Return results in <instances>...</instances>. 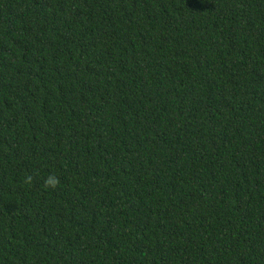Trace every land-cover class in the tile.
Masks as SVG:
<instances>
[{
    "label": "trees",
    "instance_id": "trees-1",
    "mask_svg": "<svg viewBox=\"0 0 264 264\" xmlns=\"http://www.w3.org/2000/svg\"><path fill=\"white\" fill-rule=\"evenodd\" d=\"M0 264H264V0H0Z\"/></svg>",
    "mask_w": 264,
    "mask_h": 264
},
{
    "label": "clouds",
    "instance_id": "clouds-1",
    "mask_svg": "<svg viewBox=\"0 0 264 264\" xmlns=\"http://www.w3.org/2000/svg\"><path fill=\"white\" fill-rule=\"evenodd\" d=\"M23 182L24 184L31 185L33 182L32 175H27ZM59 184H60V180L54 174H49L44 180L45 189H55Z\"/></svg>",
    "mask_w": 264,
    "mask_h": 264
}]
</instances>
